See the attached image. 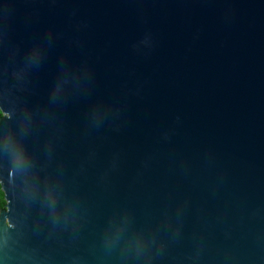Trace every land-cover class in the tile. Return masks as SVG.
Segmentation results:
<instances>
[{
    "label": "water",
    "instance_id": "obj_1",
    "mask_svg": "<svg viewBox=\"0 0 264 264\" xmlns=\"http://www.w3.org/2000/svg\"><path fill=\"white\" fill-rule=\"evenodd\" d=\"M0 264H264V0H0Z\"/></svg>",
    "mask_w": 264,
    "mask_h": 264
},
{
    "label": "clouds",
    "instance_id": "obj_2",
    "mask_svg": "<svg viewBox=\"0 0 264 264\" xmlns=\"http://www.w3.org/2000/svg\"><path fill=\"white\" fill-rule=\"evenodd\" d=\"M0 139H2L5 146L12 148L13 159L19 166V164L24 160L23 150L14 145L11 133L8 131H5L2 134H0ZM3 197H4V193L0 192V203H2Z\"/></svg>",
    "mask_w": 264,
    "mask_h": 264
},
{
    "label": "trees",
    "instance_id": "obj_3",
    "mask_svg": "<svg viewBox=\"0 0 264 264\" xmlns=\"http://www.w3.org/2000/svg\"><path fill=\"white\" fill-rule=\"evenodd\" d=\"M0 116H1V113H0ZM0 192H1V190H0ZM4 205H5V202H4V199H3L2 203H0V209L4 208Z\"/></svg>",
    "mask_w": 264,
    "mask_h": 264
}]
</instances>
